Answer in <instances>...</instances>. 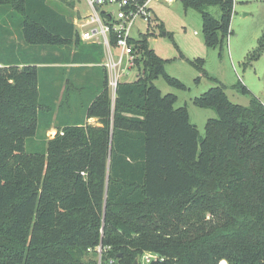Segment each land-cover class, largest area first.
<instances>
[{
  "label": "trees",
  "instance_id": "1",
  "mask_svg": "<svg viewBox=\"0 0 264 264\" xmlns=\"http://www.w3.org/2000/svg\"><path fill=\"white\" fill-rule=\"evenodd\" d=\"M182 3L201 14L206 47L222 50L234 0ZM8 29L30 46H75L73 63L102 57L49 0H0V264H133L145 254L157 257L149 264H264V105L252 92L235 88L248 106L219 84L195 98L217 115L200 137L187 108L154 86L162 77L185 88L143 35L141 71L113 100L102 67L90 102L67 107L65 92L57 103L56 88L46 103L38 63L3 55Z\"/></svg>",
  "mask_w": 264,
  "mask_h": 264
},
{
  "label": "rangeland",
  "instance_id": "2",
  "mask_svg": "<svg viewBox=\"0 0 264 264\" xmlns=\"http://www.w3.org/2000/svg\"><path fill=\"white\" fill-rule=\"evenodd\" d=\"M49 3L72 20L77 18L78 14H86L88 10L83 0H49ZM149 8L152 20L148 24L137 20L135 25L147 37L149 49L165 61L166 74L180 81L185 88L181 90L169 86L162 77L153 81V84L162 95L176 96L175 108H187L190 123L196 126L200 137L205 135L204 127L207 120L216 118L217 115L213 110L196 107L193 100L216 84L224 87L229 101L234 104L249 105L250 98L235 89L243 85L264 105V0H234L230 35L222 50L206 47L201 14L191 8H185L182 1H175L170 5L152 3ZM205 11L219 19L218 6L207 7ZM5 33H8L5 37V52L9 51H6L8 46L14 44V50L9 53L21 60L35 62L43 59L49 62L53 58H62L61 53L67 51L65 47L27 45L13 29H8ZM131 36H134L133 33ZM16 45L19 48H16ZM100 59L102 62L103 54ZM197 59L203 60V70L189 62ZM140 71L141 65L127 71L121 76L120 82L135 81ZM109 95L112 97L111 90ZM39 132H43L42 125ZM54 134L55 131L51 129L46 131L45 136L51 138ZM26 151L32 152L28 141ZM138 262L147 264L143 258Z\"/></svg>",
  "mask_w": 264,
  "mask_h": 264
},
{
  "label": "built area",
  "instance_id": "3",
  "mask_svg": "<svg viewBox=\"0 0 264 264\" xmlns=\"http://www.w3.org/2000/svg\"><path fill=\"white\" fill-rule=\"evenodd\" d=\"M73 1V0H72ZM87 6L84 15L78 14L73 26L82 44L96 45L102 50L103 61L108 80V89L114 98L121 76L141 65L134 42L144 34L135 25L137 20L149 23L152 3L172 4L183 0H83ZM133 33L134 36H131ZM147 264L154 260L145 254L142 257Z\"/></svg>",
  "mask_w": 264,
  "mask_h": 264
},
{
  "label": "crops",
  "instance_id": "4",
  "mask_svg": "<svg viewBox=\"0 0 264 264\" xmlns=\"http://www.w3.org/2000/svg\"><path fill=\"white\" fill-rule=\"evenodd\" d=\"M13 47L14 44L8 46V49L6 48V51L7 50L9 51L5 52V44H4L2 51L5 58L8 57L10 59H14V57H16L13 54L10 55L9 53L14 50ZM16 48H19V46L16 45ZM66 48L67 51L61 53L62 58H53L51 61H49V64H42L44 60L39 59L35 61V63H38L35 66L41 69L40 86L41 88H43L42 83L44 84L45 82V86H46L45 90H47V93H44L42 96L43 101L46 103H50L51 97L53 98L54 96H56L55 92H57L56 88H58L59 91L58 99L54 101L57 103L60 102L64 98L63 97L64 93L67 92V95L69 94L67 107L70 106L72 108V107H77L78 104L81 103V101L83 103L90 102L99 91V84L102 77V76L99 77V75L101 71L100 68H102L101 66L102 62L100 59L98 63L97 62L81 63V64L73 63L72 61L73 55L77 56L76 48H73V46L71 48L68 47ZM56 55L59 56L58 53H56ZM79 57H81L82 59L92 60L95 58V55L89 52L82 51ZM46 76L48 77L47 80L48 82L45 81L44 77ZM111 98L112 100L114 99L113 97ZM95 121L96 119L91 118L88 120V123L94 124ZM149 256L153 259L157 258L155 255L149 254ZM223 262L224 261H222L221 263Z\"/></svg>",
  "mask_w": 264,
  "mask_h": 264
},
{
  "label": "water",
  "instance_id": "5",
  "mask_svg": "<svg viewBox=\"0 0 264 264\" xmlns=\"http://www.w3.org/2000/svg\"><path fill=\"white\" fill-rule=\"evenodd\" d=\"M67 1H72V0H67ZM133 264H139V262L136 260V261H134Z\"/></svg>",
  "mask_w": 264,
  "mask_h": 264
}]
</instances>
